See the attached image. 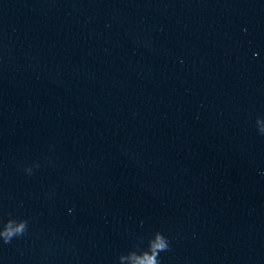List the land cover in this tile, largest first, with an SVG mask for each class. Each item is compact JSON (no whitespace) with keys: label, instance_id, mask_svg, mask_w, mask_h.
Here are the masks:
<instances>
[{"label":"water","instance_id":"1","mask_svg":"<svg viewBox=\"0 0 264 264\" xmlns=\"http://www.w3.org/2000/svg\"><path fill=\"white\" fill-rule=\"evenodd\" d=\"M260 129L264 0H0V264H264Z\"/></svg>","mask_w":264,"mask_h":264},{"label":"clouds","instance_id":"2","mask_svg":"<svg viewBox=\"0 0 264 264\" xmlns=\"http://www.w3.org/2000/svg\"><path fill=\"white\" fill-rule=\"evenodd\" d=\"M260 122L258 118L256 124ZM261 133H264V129H260ZM26 229V222L21 220L18 223L13 220H8L3 225V229L0 230V239L4 243H9L12 238L20 236ZM154 239L148 241V247L146 251H140L139 254L132 253L134 264H159L158 256L162 251H166L169 247L167 238L160 232H155Z\"/></svg>","mask_w":264,"mask_h":264}]
</instances>
